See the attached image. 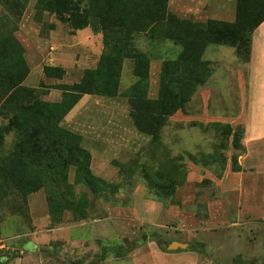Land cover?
Instances as JSON below:
<instances>
[{
  "label": "rangeland",
  "instance_id": "rangeland-1",
  "mask_svg": "<svg viewBox=\"0 0 264 264\" xmlns=\"http://www.w3.org/2000/svg\"><path fill=\"white\" fill-rule=\"evenodd\" d=\"M36 4L37 0H29L22 14H13L0 2V32L12 33L25 49L24 55L30 73L24 85L35 88L41 99L58 102L61 100L62 91L55 89L56 85L78 83L86 69L97 67L104 51L103 35L95 34L90 27L73 32L68 24L63 23L54 14L40 13ZM136 46L153 58L148 96L156 98L161 66L165 60L177 58L181 47L169 40L152 39L145 33L136 36ZM203 59L212 62L211 77L192 97L186 107L187 113L175 114L171 118L161 133V143L158 146L152 145V138L135 128L130 118L128 100L123 96L126 89L137 82V78L132 74L131 60L125 61L117 97L83 96L66 117L63 125L83 136L84 147L94 156V172L105 176L110 182L121 183V191L108 199L90 195L91 211L97 210L101 200L109 208L106 211L115 213L114 222L109 224L106 230L110 232V236L115 237L117 234L112 230L118 229L119 237L114 241V247L109 244L102 249L103 240H91L82 249H71L66 243L58 242L51 245L49 253L38 249L37 255L44 253L45 261L50 257L57 264H70L73 260L99 264L103 258L112 256L119 261L118 264H264V148L254 149L255 155H248L246 150L240 156L239 162L245 167L250 166L251 169L243 170V178L235 179L236 175L233 177L231 189L234 192L226 197L219 186L221 184L212 181L203 184L186 182L177 188L172 198L160 201L152 197L140 176L127 182L123 181L124 177L117 166V163L128 166L134 159L139 163L156 164L157 161L165 162L167 157L185 155L186 152H214V147L220 142L217 131L209 124L221 123V120L230 121L240 114L243 102L245 104L249 98V91L245 93L243 90L238 70L250 65L244 64L237 57L235 49L226 46H210ZM47 65L63 67L65 76L62 79L46 77L43 69ZM209 94L206 105L204 96ZM256 94L263 95V101L259 102L264 106V89H258ZM257 121L260 122L258 126L264 128V122H261L263 119ZM4 124L6 120L0 118V127ZM13 138L12 134L6 137V150L11 148ZM153 148L156 160L150 153ZM233 153L232 148L225 151L228 157L226 170L230 175H233L230 160ZM185 164L189 174L192 171L190 165L194 163L186 160ZM257 165H260L258 169ZM204 169L219 181L223 180L226 174L225 170L222 176L218 177L209 169ZM215 169H219V165ZM73 176L72 169L71 181ZM239 179L245 183L242 184ZM140 184L146 188L148 198L162 203L164 208L173 206L174 215H179L181 219L167 217L163 219L166 225L162 227L134 221L132 212H128L132 205V195ZM247 185L258 192L257 200H250V188H247ZM76 189L80 192L81 187ZM10 201L14 209L8 203L0 207V236L9 239V242L14 240L19 249H22L24 244L29 249L32 245L25 238L30 240V237L23 235L34 229V215L41 218L49 214L47 193L43 189L30 195L27 205L18 202L19 208L14 197H11ZM70 224L71 214L66 213L63 222L56 226ZM83 227L85 228H80ZM80 228L71 233L80 234ZM84 231L83 235L88 236V239L97 238L98 231L94 233L93 225ZM156 237L169 244L174 241L187 244L188 248L164 250L169 244L164 245V249L160 248L156 242L151 241ZM141 241L142 244L131 250L128 256H117L116 251L121 247L129 250ZM73 250H76L75 254L80 257L71 256ZM10 253L1 251L0 255L10 257ZM27 254L26 251L24 255L12 253L15 257L22 258ZM28 261L33 263L32 258ZM13 262L14 258H11L7 264ZM21 263L24 264L23 261Z\"/></svg>",
  "mask_w": 264,
  "mask_h": 264
},
{
  "label": "trees",
  "instance_id": "trees-1",
  "mask_svg": "<svg viewBox=\"0 0 264 264\" xmlns=\"http://www.w3.org/2000/svg\"><path fill=\"white\" fill-rule=\"evenodd\" d=\"M169 1L37 0L40 13L54 14L73 32L90 27L95 34L103 35L104 51L97 67L86 69L78 83L56 85L55 89L62 91L58 102L45 101L35 88L24 85L30 73L25 49L12 33L0 32V118L6 120L0 127V207L6 203L11 206V197L18 208V202L27 205L30 195L44 189L53 226L61 224L66 213L71 214L72 224H80L91 219V194L108 199L121 191V183L94 174L92 153L84 147L83 136L64 127L63 122L85 95L117 97L126 60H131L132 74L137 78L123 93L130 106V118L155 146L160 145L161 133L171 118L179 111L187 113L188 103L211 77L212 62L203 59L210 46L234 48L243 63L250 61L253 33L264 22V0H236L234 22L182 18L170 11ZM0 2L13 14H22L29 0ZM143 33L181 47L177 58L165 60L161 66L156 98L148 96L153 58L136 46V36ZM43 72L56 79L66 74L63 67L49 65ZM209 126L217 131L220 142L214 152H186L156 164L136 159L128 166L117 163L123 181L140 176L152 197L164 201L187 182L186 160L221 177L228 165V148L234 150L232 172H241L239 158L246 152L244 128L219 122ZM11 134L13 144L6 150V137ZM150 153L156 160L154 148ZM217 165L219 169H215ZM205 182L211 181L200 184ZM159 238L151 241L164 249L169 243ZM140 244L142 241L129 250L121 247L116 254L128 256Z\"/></svg>",
  "mask_w": 264,
  "mask_h": 264
},
{
  "label": "crops",
  "instance_id": "crops-1",
  "mask_svg": "<svg viewBox=\"0 0 264 264\" xmlns=\"http://www.w3.org/2000/svg\"><path fill=\"white\" fill-rule=\"evenodd\" d=\"M169 9L179 17L186 19L190 18L194 19L195 21L204 22L209 19H214L226 22H234L236 16V0H170ZM248 64L250 67L245 66V68H239L238 72L243 90L245 93L249 91V98L247 101L245 100V104L243 102V109L240 108L241 111L239 115H236L235 118L233 117L230 121L221 120V123L223 122L225 124H231L235 128L237 126H242L244 128V146L248 152L247 154L251 156L255 155L253 153L254 149L264 148V128L258 126L260 122L257 121V119H263L261 122H264V106L261 102H259L263 101L261 99L263 95L258 96V94H256L258 89H264V22L253 33L251 59ZM209 98L210 94L208 96H204V102L206 105H208ZM182 113L183 112L179 111L176 115H181ZM92 157V170L94 172L95 169L93 163V154ZM240 165L242 166L241 172H233V175H230L231 173H227L228 171L226 170L223 180L219 181L203 167L192 164L190 165L192 171L188 174L187 183L200 184L204 180H209L214 183H218V185L221 184L219 186L222 187L224 197H226L227 194L234 192V190L231 189L233 177L236 175L235 179L241 178L242 174L245 173L243 170L250 168V166L245 167L241 162ZM259 166L260 165H257V169ZM94 174L107 180V178L101 174H96L95 172ZM240 181L242 184L245 183L243 180ZM248 187L249 186L247 185V188ZM249 188L251 197L250 200L254 198L257 200L258 192L251 189V187ZM132 196V205L130 206L131 208H129L128 213L132 212V219L134 221L139 220L141 222H147L152 225L162 227L166 225L164 220L167 217L181 219L179 215H174L175 211L173 206L164 208L162 203L158 202L157 200H153L152 198H148L146 188L141 184L138 185ZM106 210H109V208L106 207L101 200H99L97 210L92 212L90 211L91 219L80 224H70L67 226H53L49 214H46L41 218L34 215V220L32 223L34 229H32L31 232L23 235L30 237V240L28 237L25 239L29 241L32 246L28 247L29 249H27L26 245L24 244L23 248L20 249L22 252H18L21 255H24L26 251L28 253L27 256L22 258L20 256L15 257L14 255L10 254V257L8 256V258H6L5 255H0V264H7L11 258H14L13 264H22V261L24 264H30L28 261L30 258H32L33 262L31 264H57L54 263L50 257L47 261H45V254L42 253L37 255L36 252L38 249H40L42 252L48 251L49 253L50 247H52L51 245L58 242L66 243V246L70 247L71 249H82L85 247L86 243L91 242V240H95L96 242L103 240L102 249L107 247L109 244L114 247V241L119 237V233L117 232L118 229L116 230V228H114L112 230L117 234V236L114 235L115 237H112L110 236V232L106 230V227H109V224H112L114 222L113 219L116 217L114 216L115 213L113 214V212ZM98 214H103L104 216H98ZM117 219H119V217H117ZM91 225L94 226V233L98 231L96 234L98 239H88V236L83 235L85 233L84 230ZM82 226H85V228H80ZM76 228H80L82 230L80 234L77 233V235H75L71 233V231ZM108 240H111V242L109 243ZM72 252L73 253H71V256L80 257L78 254H75V252L77 253L76 250H73ZM113 257L114 256H112V258H103L100 260L99 264H118L119 261H116V259ZM4 258H6L5 262L3 260ZM70 264L86 263H83L80 260H73V262L70 261Z\"/></svg>",
  "mask_w": 264,
  "mask_h": 264
},
{
  "label": "built area",
  "instance_id": "built-area-1",
  "mask_svg": "<svg viewBox=\"0 0 264 264\" xmlns=\"http://www.w3.org/2000/svg\"><path fill=\"white\" fill-rule=\"evenodd\" d=\"M9 239H6L4 237L0 236V252L1 251H9L11 252L10 254H12L13 252H17L18 251V247H16V245L13 243V241L9 242ZM22 252V251H19Z\"/></svg>",
  "mask_w": 264,
  "mask_h": 264
},
{
  "label": "water",
  "instance_id": "water-1",
  "mask_svg": "<svg viewBox=\"0 0 264 264\" xmlns=\"http://www.w3.org/2000/svg\"><path fill=\"white\" fill-rule=\"evenodd\" d=\"M187 248H188L187 244H183V243L175 242V241L170 243L167 246V250L168 251H176V250H179V249H187Z\"/></svg>",
  "mask_w": 264,
  "mask_h": 264
}]
</instances>
